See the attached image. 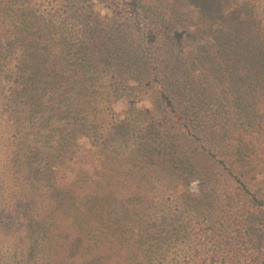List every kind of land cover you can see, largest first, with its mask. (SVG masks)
<instances>
[{"label":"trees","instance_id":"1","mask_svg":"<svg viewBox=\"0 0 264 264\" xmlns=\"http://www.w3.org/2000/svg\"><path fill=\"white\" fill-rule=\"evenodd\" d=\"M63 1L71 15L70 0ZM50 3L0 0V88L13 72L15 98H26L50 124L22 141L32 147L14 161L22 197H0L2 220L22 208L35 241L24 252L33 260L41 255L38 264H264V0L237 3L213 50L207 43L189 60L173 59L174 72L165 76L171 93L160 98L170 116L135 109L105 125L118 91L106 64L150 78L154 63L162 69V58L147 50L158 39L132 45L123 25L109 32L99 22L84 23L76 35L69 15L59 17ZM180 91L189 98L183 116L175 107ZM40 160L47 173L34 167ZM90 160L96 167L83 172V194L60 186V163ZM42 177L52 189L40 197ZM175 245L181 250L173 255Z\"/></svg>","mask_w":264,"mask_h":264},{"label":"rangeland","instance_id":"2","mask_svg":"<svg viewBox=\"0 0 264 264\" xmlns=\"http://www.w3.org/2000/svg\"><path fill=\"white\" fill-rule=\"evenodd\" d=\"M33 1L49 6L52 5L50 1H55L56 4L52 8H60L59 17L69 15L68 10L66 11L64 8L65 2L63 0ZM208 1L209 4L205 0H70L71 15L66 17V24L76 35H81L84 23L95 24L99 22L109 32L112 30L118 31L119 25H123L129 33L134 35L130 41L132 45L135 43L141 45L143 42H139L138 39L140 38V41L145 40L148 35H154L158 39L151 49H149L151 45L149 47L146 45L153 58L154 56H160L163 61V64L160 63L162 69L157 63L151 66L153 72L150 73L153 76L150 78L146 76L139 78L131 69L120 70L117 66L116 69L109 68L111 64H106L105 69L107 72L105 73L113 77L112 83L118 86V91L107 104L109 110L106 118L101 119L103 125H105V121L109 124L120 116L134 114L135 109L143 110L147 116L153 115L159 119L164 114L166 116L171 115L170 109L165 104L160 103V98H162V91L165 89L171 93V85L167 82L165 76L172 75L174 72L172 68L176 65H174L173 59L179 57L180 54L189 60V56H192L201 48L208 49L205 46L207 43L211 44L210 48L213 50L226 25L228 26L231 23V17L227 19L226 16H230V12L236 8L237 3L242 4L243 2V0H222L223 4L220 6L215 0ZM176 33L183 34L184 38L176 40ZM223 38L224 35H222ZM165 62H168L169 65H165ZM13 65H16L15 62H13ZM185 68H190L189 63ZM191 69L195 75H200L201 67L193 65ZM71 70L73 71V67ZM12 73L7 76V80L0 88V197L4 195L16 199L18 196L22 197L21 192L25 187L22 174L18 173V169L21 167L14 165V161L17 162L22 158L23 149L28 150L32 147V144L22 141L33 137L37 132L46 133L50 124L43 123L42 119L46 117L45 113L40 114L37 108L33 111V105L27 102L26 98H15L13 92L19 86L14 83L15 76ZM155 76H157V79L152 82V78ZM178 76V73L173 75L176 81ZM103 79L106 80L105 77ZM176 81L173 80L174 83ZM79 98L80 101L83 100L82 97ZM188 100L189 98L186 97L185 92L181 93L180 91L176 95V111L182 116L187 111L184 109V103ZM45 103L48 104L49 101L46 100ZM146 109H149L150 113H146ZM195 111H197V108L192 110V112ZM107 117L108 120H106ZM163 122H165L166 127L179 129L178 124L176 125L173 121L167 122L164 120ZM49 148L47 155L51 156L53 147L49 146ZM57 163L53 165H57ZM93 163L91 160L90 165L60 163L57 173L60 186H70L78 194H83L84 184H80V182L87 179V175H84L83 172H91L92 165L94 168L96 167ZM34 167H41L45 173L50 170V167L44 166L41 160L38 162V166L34 164ZM40 179L43 181L41 184L43 187H40L39 194L42 197L45 196L43 192H51L52 186L48 179L43 177ZM79 184L80 186H78ZM115 185H117V182H115ZM102 186L107 188L106 184H102ZM197 188V184L194 183L191 190L192 194H197ZM167 197V194H165L166 199H168ZM17 206L15 207L17 214L10 215L3 220L0 218V236L5 239L0 241V264H34L41 257L37 254L35 260H33L29 254L24 252V249L28 245H33L35 241H31L30 237L27 236L24 221L21 220V215L18 213L22 211V208L20 205ZM7 208L9 211L13 210L9 205ZM183 213L181 210L180 221H184L188 217L187 212L184 213L185 215ZM15 231H17L16 234ZM102 240L110 241L108 238ZM42 242L50 244L56 241ZM179 250H181L180 246H173V255L178 254Z\"/></svg>","mask_w":264,"mask_h":264}]
</instances>
